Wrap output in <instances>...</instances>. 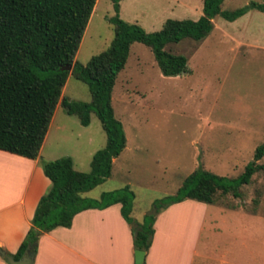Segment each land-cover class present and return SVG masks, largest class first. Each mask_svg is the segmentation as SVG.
I'll list each match as a JSON object with an SVG mask.
<instances>
[{
  "label": "rangeland",
  "instance_id": "rangeland-1",
  "mask_svg": "<svg viewBox=\"0 0 264 264\" xmlns=\"http://www.w3.org/2000/svg\"><path fill=\"white\" fill-rule=\"evenodd\" d=\"M252 1L264 2L223 0L221 9ZM119 5L122 19L148 32L159 30L167 18L196 20L203 13V0H119ZM114 14L112 0H96L76 63L85 65L109 46ZM212 21L213 29L202 40L184 38L168 46L187 58V71L179 75L164 76L149 46L131 44L111 95L126 146L114 158L111 175L83 196L99 198L128 186L134 193L131 215L143 222L155 216L149 214L153 205L160 212L158 205L200 166L231 179L243 173L264 138V12L252 9L234 21L217 15ZM62 97L91 98L88 85L71 70ZM52 121L45 151L56 158L69 156L76 170L88 172L92 155L106 144L98 117L91 112L90 123L83 126L59 102ZM259 163L264 164V156ZM240 190V198L229 194L226 201L251 210L258 199L256 214L208 204L206 247H199L194 264H264V169Z\"/></svg>",
  "mask_w": 264,
  "mask_h": 264
},
{
  "label": "trees",
  "instance_id": "trees-1",
  "mask_svg": "<svg viewBox=\"0 0 264 264\" xmlns=\"http://www.w3.org/2000/svg\"><path fill=\"white\" fill-rule=\"evenodd\" d=\"M112 1L115 14L109 22L113 25V38L106 49L83 65L75 62V56L96 0H0V149L37 158L59 102L83 126L90 123V114L94 113L106 134V144L92 155L88 172L76 170L69 156L41 162L50 185L40 197L31 226L17 251L5 252L15 260L28 244L35 254L41 234L59 226L69 227L78 212L103 209L115 203L120 204L121 215L131 226L134 250L147 252L155 216H146L143 222L132 217L134 193L128 186L102 192L99 198L82 195L111 175L114 158L126 146L111 95L130 46L133 42L149 46L164 76L179 75L187 71V58L168 49L170 44L184 38L202 40L213 29L212 19L217 15L234 21L252 9L264 12V2L252 1L233 10H222L223 0H203V13L198 19L167 18L159 30L148 32L141 25L122 19L119 0ZM70 70L88 85L89 101L61 98ZM263 156L264 138L237 178L215 174L202 166L196 168L184 178L174 195L157 204L158 209L186 199L234 206L226 201L227 196H242L240 187L249 184L253 174L264 169V164L259 163ZM253 203L257 204L258 199ZM134 222L136 228L132 227Z\"/></svg>",
  "mask_w": 264,
  "mask_h": 264
},
{
  "label": "crops",
  "instance_id": "crops-1",
  "mask_svg": "<svg viewBox=\"0 0 264 264\" xmlns=\"http://www.w3.org/2000/svg\"><path fill=\"white\" fill-rule=\"evenodd\" d=\"M52 120L37 158L0 149V249L5 252L17 251L37 203L50 185L41 162L57 159L45 151ZM260 203L251 210L236 203L216 205L256 214ZM207 206L186 199L157 212L144 264H194L199 247H206L202 237ZM0 264L9 263L0 255ZM31 264H134L131 226L121 215L120 204L82 210L69 227L59 226L41 234Z\"/></svg>",
  "mask_w": 264,
  "mask_h": 264
},
{
  "label": "water",
  "instance_id": "water-1",
  "mask_svg": "<svg viewBox=\"0 0 264 264\" xmlns=\"http://www.w3.org/2000/svg\"><path fill=\"white\" fill-rule=\"evenodd\" d=\"M157 206L153 205L152 211L149 212L151 215H156ZM138 225L136 222L132 224V227L136 228ZM146 252L144 250L135 249L134 250V264H144ZM0 255L2 257H6L9 264H31L34 258V252L32 251V245L28 244L26 249L24 250L22 256L15 260L11 256H7L5 251L0 249Z\"/></svg>",
  "mask_w": 264,
  "mask_h": 264
}]
</instances>
